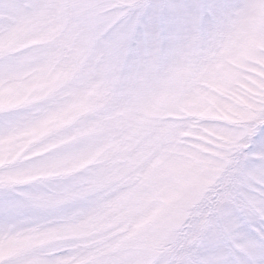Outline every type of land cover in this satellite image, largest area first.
<instances>
[{"label":"snow or ice","instance_id":"obj_1","mask_svg":"<svg viewBox=\"0 0 264 264\" xmlns=\"http://www.w3.org/2000/svg\"><path fill=\"white\" fill-rule=\"evenodd\" d=\"M0 264H264V0H0Z\"/></svg>","mask_w":264,"mask_h":264}]
</instances>
